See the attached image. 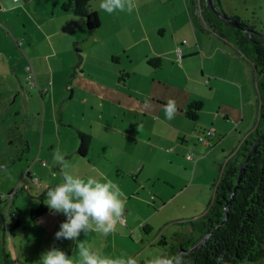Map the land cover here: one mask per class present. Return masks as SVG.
<instances>
[{
    "label": "crops",
    "instance_id": "crops-1",
    "mask_svg": "<svg viewBox=\"0 0 264 264\" xmlns=\"http://www.w3.org/2000/svg\"><path fill=\"white\" fill-rule=\"evenodd\" d=\"M64 1L40 2L36 12L27 13L45 43L39 53L31 51L34 54L27 58L41 96V87L48 78L51 82L50 116L45 105L39 118L42 135L37 160L45 148L59 149L71 168L81 167V176H106L116 182L125 193V207L135 198L126 196L145 184V191L149 188L171 199L169 203L180 199L177 208L199 209L204 214L225 162L258 118L254 63L194 13L196 0H138V11L111 15L99 9L100 0H91L100 17V26L93 30L83 17L63 10ZM221 3L229 14L239 15ZM6 4L7 10L26 7V2ZM183 39L187 42L182 43ZM180 44L182 56L178 58ZM122 72L126 74L121 77ZM169 98L176 100L179 109L172 120L163 111ZM193 100L203 103L196 120L185 114ZM48 120L54 132L47 131L51 138L45 143ZM211 127L214 134L209 141L199 142L197 135ZM79 131L91 135L84 156L77 151ZM62 136L68 144L62 142ZM45 157L53 160V155ZM46 162L41 161L42 165ZM59 172L54 171L51 179L44 177L46 182L37 181L41 191L37 195L60 182ZM25 186L29 188L28 183ZM13 191L0 194L4 214ZM15 196L16 192L10 211L17 216L9 214L7 226L0 229L6 264H21L15 239L24 261L41 257L52 247L71 256L70 240L55 239L66 217L48 209L35 222V232L27 216L40 198L34 197L28 207L18 203L14 207ZM15 221L18 225L11 232L9 227ZM5 235L12 237L14 255Z\"/></svg>",
    "mask_w": 264,
    "mask_h": 264
},
{
    "label": "rangeland",
    "instance_id": "rangeland-1",
    "mask_svg": "<svg viewBox=\"0 0 264 264\" xmlns=\"http://www.w3.org/2000/svg\"><path fill=\"white\" fill-rule=\"evenodd\" d=\"M52 1L0 0V194H7L14 189L16 192L14 207L17 203L25 207L31 205L33 198L41 192L37 190V181L46 182V179L53 178L54 171L58 172L60 169L54 160L45 157V155H53L55 150L45 148L42 156L37 160V143L42 135V130L38 127L39 118L43 114L45 105L50 116L47 98L50 94L51 82L48 78L46 86L41 87L43 93L41 96L39 86H33L29 82L26 70V66L29 65L27 58L39 53L45 46L36 25L32 24L27 13L36 12L40 2ZM6 2H26V7L7 10ZM221 2H224L229 12L239 13L240 17L247 20L250 25H254L255 30L264 36V0H221ZM225 12L228 13L226 10ZM46 128L45 143L51 138L47 131L54 132L53 127L49 126V120ZM62 137V142L68 144L64 136ZM43 160L47 161L46 165H42ZM80 168H71V170L81 175ZM59 176H61L60 172ZM26 183L29 184V188L25 186ZM151 185H154V182H151ZM144 186L145 184L142 189L126 196L135 198L126 205L130 210H125L124 215L117 222L115 231L107 236L95 232H89L87 236L81 233L79 239H84L93 249L102 251L108 256L115 257L127 253L136 258L137 264H146V261L156 253L170 252L171 245L176 244L174 232L180 230L182 235H185L191 231L190 227L179 226L175 222L199 217L203 215L200 212L202 210L177 208L176 203L180 199L176 198L169 203L171 199L163 198L149 188L145 191ZM27 217L29 226L37 232V224L30 214ZM162 236L167 239V244L160 243ZM4 237L14 255L12 237L10 235ZM1 240L2 231H0V264H6ZM14 241L21 264L25 262L37 264L41 257L37 258L35 255L31 256L30 260L27 258L28 261H24L25 255L19 251L21 245L18 239ZM70 245L73 249L72 256L76 242L70 240ZM12 254L10 253V259ZM260 264H264V261Z\"/></svg>",
    "mask_w": 264,
    "mask_h": 264
},
{
    "label": "trees",
    "instance_id": "trees-1",
    "mask_svg": "<svg viewBox=\"0 0 264 264\" xmlns=\"http://www.w3.org/2000/svg\"><path fill=\"white\" fill-rule=\"evenodd\" d=\"M90 2L65 0L61 8L83 17L87 28L93 30L100 26V17ZM194 2V13L200 15L219 35L231 40L254 63L259 113L253 130L225 162L221 175L214 183L207 211L199 217L175 222L179 226L190 227L191 231L185 235L180 230L175 231L173 237L176 244L173 243L167 253H184L187 264H260L264 261V36L239 15L226 13L221 0H215L217 8L238 25L217 15L208 0ZM244 27L249 28L248 33L243 30ZM117 59L113 56V60ZM125 74L122 72L121 77ZM202 105L201 100L191 101L185 110L186 116L196 120ZM78 136L77 151L82 156L87 155L91 135L79 131ZM45 192L37 195L40 203L31 210L34 222L48 210L43 203ZM6 218L0 211V229L7 226ZM16 225L18 221L9 227L11 232ZM160 243L167 244L165 236L160 238Z\"/></svg>",
    "mask_w": 264,
    "mask_h": 264
},
{
    "label": "clouds",
    "instance_id": "clouds-1",
    "mask_svg": "<svg viewBox=\"0 0 264 264\" xmlns=\"http://www.w3.org/2000/svg\"><path fill=\"white\" fill-rule=\"evenodd\" d=\"M99 9L110 15L117 12L131 14L138 11V0H100ZM178 110L174 98H169L163 106L168 120L174 119ZM53 160L60 168L62 179L46 190L43 203L53 215L66 217L55 233V239L75 241L76 248L69 256L65 250L52 247L41 254L38 264H137L136 258L127 253L108 256L79 239L81 233L107 236L115 231L125 212V193L120 186L106 176L85 177L74 173L59 149L54 151ZM146 264H187V261L184 253L163 252L154 254Z\"/></svg>",
    "mask_w": 264,
    "mask_h": 264
},
{
    "label": "built area",
    "instance_id": "built-area-1",
    "mask_svg": "<svg viewBox=\"0 0 264 264\" xmlns=\"http://www.w3.org/2000/svg\"><path fill=\"white\" fill-rule=\"evenodd\" d=\"M186 42H187V40L183 39L182 43H186ZM176 51H177L178 58H181V56H182V46H181V44L176 47ZM26 70L28 72L29 82L31 83V85L36 86L37 85V81H36V78H35V75H34V71H33V68L31 66V64L26 66ZM213 134H214V129L211 127V128L205 129L201 134L197 135V139H198L199 142L207 143L209 141L210 137ZM188 156H190V154ZM39 186L41 187L42 184L39 183ZM14 194H15V191H13L8 196L9 197V201L7 203V208H6L5 215L8 216L10 214L12 217L16 218L17 212L16 211H10L11 201L13 199V195Z\"/></svg>",
    "mask_w": 264,
    "mask_h": 264
},
{
    "label": "water",
    "instance_id": "water-1",
    "mask_svg": "<svg viewBox=\"0 0 264 264\" xmlns=\"http://www.w3.org/2000/svg\"><path fill=\"white\" fill-rule=\"evenodd\" d=\"M208 3H209V6L211 7V9H212L217 15H219L220 17L225 18L228 22H230V23H232V24L238 25V23H237L235 20H233V19H231V18H226V16H225L223 13L220 12V10L217 8V6H216V4H215V0H208ZM243 30H244L245 32H247V33L249 32V28H247V27H244ZM243 163H244V162H243ZM243 163H242V165H243ZM242 165H241V167H242ZM202 241H203V240H202ZM202 241L199 242V243H198L196 246H194L193 248L199 246V245L202 243ZM193 248H190V249H193ZM190 249H186V250H190Z\"/></svg>",
    "mask_w": 264,
    "mask_h": 264
}]
</instances>
